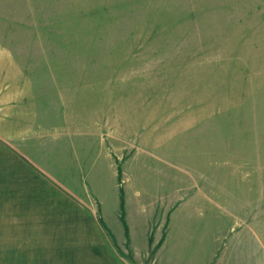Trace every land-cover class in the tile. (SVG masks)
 Here are the masks:
<instances>
[{
    "label": "rangeland",
    "instance_id": "1",
    "mask_svg": "<svg viewBox=\"0 0 264 264\" xmlns=\"http://www.w3.org/2000/svg\"><path fill=\"white\" fill-rule=\"evenodd\" d=\"M5 92L92 131L80 182L97 191L100 166L87 196L117 238L169 222L164 248L138 255L200 264L211 245L227 262L238 245L264 264V0H0ZM26 238L13 259H53Z\"/></svg>",
    "mask_w": 264,
    "mask_h": 264
},
{
    "label": "crops",
    "instance_id": "2",
    "mask_svg": "<svg viewBox=\"0 0 264 264\" xmlns=\"http://www.w3.org/2000/svg\"><path fill=\"white\" fill-rule=\"evenodd\" d=\"M0 100V253H9L8 256L0 254V264H158L156 256L150 261L137 253L163 249L168 240L169 222L158 223V238L146 231L145 239L139 244L135 240L137 233L129 227L127 234L122 231L117 238L103 209L101 220L94 214L87 195L91 193L99 198L107 180H103L99 166L94 176L93 170H87L91 182L93 178L96 182L93 185L97 191L88 190L80 182L86 173V161L92 155V131L70 128L69 122L54 126L52 109L47 113L35 95L13 99L10 92H5ZM53 144L55 149H51ZM99 147L104 150L103 143ZM105 156V162H110L108 154ZM113 176L115 180L116 172ZM83 185V192L74 191ZM29 235L43 237L37 244H47L53 259H13L14 242L23 243L24 237L27 244ZM120 241L127 243L132 261L120 254L126 253ZM214 248L199 247L196 252L203 257L200 264L254 262L251 247L246 250L233 245L228 250L231 257L227 262L219 259V250ZM186 264H196V261Z\"/></svg>",
    "mask_w": 264,
    "mask_h": 264
}]
</instances>
